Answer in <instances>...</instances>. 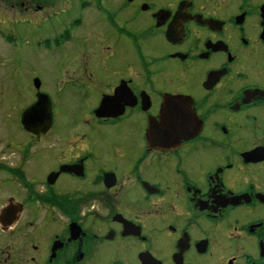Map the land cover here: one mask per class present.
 Returning a JSON list of instances; mask_svg holds the SVG:
<instances>
[{
    "label": "flooded vegetation",
    "instance_id": "af4514ba",
    "mask_svg": "<svg viewBox=\"0 0 264 264\" xmlns=\"http://www.w3.org/2000/svg\"><path fill=\"white\" fill-rule=\"evenodd\" d=\"M2 1L56 63L0 144V264H264V0Z\"/></svg>",
    "mask_w": 264,
    "mask_h": 264
},
{
    "label": "rangeland",
    "instance_id": "374dc122",
    "mask_svg": "<svg viewBox=\"0 0 264 264\" xmlns=\"http://www.w3.org/2000/svg\"><path fill=\"white\" fill-rule=\"evenodd\" d=\"M15 9L11 3L6 4L0 0V20L10 17ZM20 27L18 31L6 30L4 35L0 32V144L25 136L17 123L16 113L27 105L33 95L32 80L29 77L35 73L46 74L56 63L46 57L44 49H32L35 46L30 43L33 40H30L29 34L37 27H32L26 21H21ZM2 30L5 29L0 26Z\"/></svg>",
    "mask_w": 264,
    "mask_h": 264
},
{
    "label": "water",
    "instance_id": "95a60500",
    "mask_svg": "<svg viewBox=\"0 0 264 264\" xmlns=\"http://www.w3.org/2000/svg\"><path fill=\"white\" fill-rule=\"evenodd\" d=\"M36 87L40 86L39 80H35ZM172 116L173 114H167ZM21 122L31 132L39 133L46 129L52 122L51 102L47 94L39 92L37 100L28 106L22 113ZM42 126V127H40Z\"/></svg>",
    "mask_w": 264,
    "mask_h": 264
}]
</instances>
